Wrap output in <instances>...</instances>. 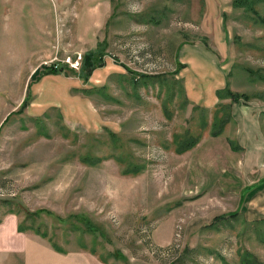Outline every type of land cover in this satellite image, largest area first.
I'll return each instance as SVG.
<instances>
[{
  "label": "rangeland",
  "instance_id": "rangeland-1",
  "mask_svg": "<svg viewBox=\"0 0 264 264\" xmlns=\"http://www.w3.org/2000/svg\"><path fill=\"white\" fill-rule=\"evenodd\" d=\"M254 8L264 18V0ZM198 46L231 92L264 104V25L231 0H0V264H244L245 251L264 264V220L213 219L227 195L200 191L199 165L174 151V133L209 132L228 102L204 113L191 74L172 83ZM120 64L152 78L132 85Z\"/></svg>",
  "mask_w": 264,
  "mask_h": 264
},
{
  "label": "crops",
  "instance_id": "crops-1",
  "mask_svg": "<svg viewBox=\"0 0 264 264\" xmlns=\"http://www.w3.org/2000/svg\"><path fill=\"white\" fill-rule=\"evenodd\" d=\"M44 26L40 27L41 33L46 34L48 38L49 29ZM218 26L222 28L221 18L216 20L215 29ZM52 37L54 35L50 34V38ZM214 37H216L215 34ZM221 38L216 37L215 43L221 55L219 56L224 59L221 45L225 42V36L221 34ZM44 43H48L46 38ZM185 52L183 59L179 58L180 60L176 61L177 64L182 65L176 74L183 71L186 75L184 79L188 81L190 80L189 74H191L193 77L188 85L190 86V82L194 79L199 87L196 91H189L190 94L185 92V95L192 102L191 105L210 110L219 101L215 96V91L223 88L225 77L216 76L206 52L199 46L187 49ZM30 54V52L29 55L12 54L9 57L16 62L27 59L32 61ZM20 67H23V64H20ZM203 67H206V72H202ZM31 68L32 66L29 65L26 74L31 72ZM210 68L214 72L210 77L214 79H208ZM23 70L20 76L23 75ZM198 70L201 72L199 76L196 75ZM255 102L258 101L231 102L229 119L223 125L221 132L214 135L205 131L193 146L183 151L186 164L189 167L193 164L194 172H196L195 166L199 165V178L205 177L202 185L198 187L201 188L200 191L205 190L207 195L208 189L216 186L217 190L221 191L218 193L219 197L224 196L225 198L227 195L226 199L231 207L224 211L219 210V213L237 212L246 221L264 220V104ZM5 114L6 112L0 115V122ZM229 141L238 147H231ZM200 198L203 196L201 195ZM6 217L7 215L2 217L0 224L5 221ZM19 249L21 250V248L14 247V250Z\"/></svg>",
  "mask_w": 264,
  "mask_h": 264
},
{
  "label": "trees",
  "instance_id": "trees-1",
  "mask_svg": "<svg viewBox=\"0 0 264 264\" xmlns=\"http://www.w3.org/2000/svg\"><path fill=\"white\" fill-rule=\"evenodd\" d=\"M256 0H231V6L232 7H242L245 11H248L250 12L253 17L257 20V22H259L260 24L264 25V18L259 15V13L257 12V10L254 8V4H255ZM225 16V14H224ZM206 37L202 36V38H200L201 40V43L206 46V47H209L210 46L208 45V43L206 42ZM211 49V48H210ZM92 53H94L93 55L96 57V61L97 63H95L94 61L91 60V66H90V69L94 68L95 66H100L102 65L101 63V57L103 56V53L102 51L100 52V50L98 51H93ZM101 53H102V56H101ZM90 54V53H89ZM85 57H86V54H85ZM121 65V64H120ZM175 68L172 70V72L169 73V75L172 78V83H175V82H179L177 80V78L174 77V75L177 73L178 69L180 67H182V65L180 64H177V62H175ZM128 73H130V78H131V81L130 83L132 85H136L137 83V78H141L142 80H140V82L142 84H145L147 82H149L148 80H150L152 78V76L150 74H144V73H136V72H133L131 71L129 68H127L125 65H121ZM60 68L61 66L55 64V63H52V64H48V65H45L42 69H40L38 71V74L36 76V78H34L33 80H36L38 79V77L40 76H43V75H46V74H56L60 71ZM159 77H161L159 75ZM168 83V81H166V84ZM29 85V84H28ZM28 87V86H27ZM172 90V89H171ZM215 96L218 100H221V99H228V102L226 103H221L219 101V104H217V109L215 108L211 113V121H210V126H209V133L210 134H218L219 132H221L222 130V127L223 125L225 124L226 121H228L229 119V107H230V104L231 102H235L237 100H239L240 98L241 99H244V100H248V96L246 94H236L234 92H231L228 88V82L225 78V84L223 86L222 89L220 90H216L215 91ZM24 106V103L22 102V104ZM20 105V106H21ZM193 108L195 109H199V110H202L204 113L206 111H208V109L206 108H203V107H199L197 105H192ZM214 108V107H213ZM201 123L203 125H205L206 121L205 122H202ZM202 132H200L199 134H196V135H191V134H178V133H174L172 135V142L174 143V151L176 153H181L183 152L184 150L190 148L191 146H193L200 138ZM230 144H231V141H229ZM231 147L233 148H236L238 147L237 145L235 144H231L230 145ZM138 168H134V167H123L121 169V172L123 173H127V172H132V173H135L137 172ZM12 211V210H11ZM237 212H227V213H218L216 214L213 219H216V218H219V217H223V216H236ZM16 229L19 231V230H23L24 228L22 227V225L20 223H17L16 224ZM38 232L39 234L41 235H45V233H40L39 231H36ZM53 247L56 249V250H61L56 244L53 243ZM92 250V249H91ZM93 251V250H92ZM248 252L245 251L241 254V261L246 264L245 262H248L250 260V258L248 257ZM114 256H116V252L113 253ZM101 261H105L103 258L99 257ZM248 264H251V263H248Z\"/></svg>",
  "mask_w": 264,
  "mask_h": 264
}]
</instances>
